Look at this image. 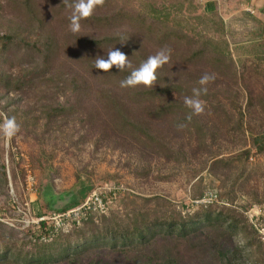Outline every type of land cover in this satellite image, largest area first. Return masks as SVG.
<instances>
[{"label":"rangeland","instance_id":"obj_1","mask_svg":"<svg viewBox=\"0 0 264 264\" xmlns=\"http://www.w3.org/2000/svg\"><path fill=\"white\" fill-rule=\"evenodd\" d=\"M21 1L0 0V46L11 35L31 43L39 37L42 26L27 21ZM63 1L75 0L38 1L41 10L51 9L47 22L65 23L52 12ZM209 2L216 4L215 13L205 12ZM120 11L123 27L91 33L124 35L140 63L170 49L162 71L186 87L182 97L175 94L177 103L201 87V76L214 75L200 96L204 111L184 110L175 122L169 115L170 122L144 109L135 121L150 126L149 138L129 129L117 135L91 128L90 105L80 109L70 75L13 94L0 89V123L15 117L19 124L11 140L0 135V264H25L23 259L38 252L42 236L79 190L78 180L91 188L86 199L109 182L132 190L99 220L115 214L127 223L139 211L185 216L209 206L232 210L240 226L234 243L242 249L234 264H264V152L253 147L264 134V0H110L106 15ZM198 52L203 55L192 59ZM0 67L19 75L28 67L27 50L1 53ZM154 102L155 109L166 103ZM60 106L68 111L55 116ZM209 192H217V202L193 203ZM41 217L48 225L38 229ZM82 223L66 224L61 235L74 239L72 230L82 227L90 237L93 230Z\"/></svg>","mask_w":264,"mask_h":264},{"label":"trees","instance_id":"obj_2","mask_svg":"<svg viewBox=\"0 0 264 264\" xmlns=\"http://www.w3.org/2000/svg\"><path fill=\"white\" fill-rule=\"evenodd\" d=\"M38 1L43 3V0H22L20 4L26 12L27 21L33 20L34 24L39 22L42 26L39 37L31 43L11 35L0 46V54H7L15 48L26 49L28 60V67L21 70L19 75L0 67V89L7 93H18L25 87L64 80L70 75L77 89L75 96L78 106L84 110L90 105L91 128L101 126L117 135L129 129L149 138L150 126L135 121V117L144 109L156 119L166 117V121H170L169 115H174L172 122L181 111L192 112L184 104L174 101L177 100L175 94L182 97L186 93V87L173 82L171 76L163 73L164 66L158 70L156 84L150 88L143 85L121 88L120 81L129 74L128 70L118 72L113 68L103 73L94 68L95 58L106 55L112 48H118L129 56L133 67H138L141 60L137 49L129 44L124 35L96 37L91 33V30L105 29L109 25V28L117 24L123 27L126 19L123 20V11L112 17L106 15L110 0H103L91 17L81 20L80 31L75 34L69 29L75 1H63L59 8H52L56 19L63 18L65 23L61 26L55 25L54 20L46 21L51 9L41 10ZM215 10L214 2L206 5V13H215ZM142 23L144 26L146 19ZM47 24L51 25L49 29L46 28ZM151 26L152 23L148 28ZM202 55V52H198L192 59ZM158 98L166 103L155 109L154 101ZM146 102L150 104L145 105ZM67 111L66 106L53 109L55 116ZM253 147L258 153L264 152V134L254 139ZM249 152L247 150L246 154ZM77 184L80 188L72 193L71 201L63 212L80 206L91 190L81 180ZM46 207L58 212L53 204L46 203ZM235 216L232 210L223 208L216 211L210 206L185 216L180 212L160 215L157 212L139 211L133 218H128L127 223L115 214L103 220L92 215L82 223L93 230L90 237L84 234L82 227L74 228V239L67 234L55 235L48 242L41 243L38 252L32 254L30 259L22 261L25 264H234L242 250L234 243L236 230L240 227Z\"/></svg>","mask_w":264,"mask_h":264},{"label":"clouds","instance_id":"obj_3","mask_svg":"<svg viewBox=\"0 0 264 264\" xmlns=\"http://www.w3.org/2000/svg\"><path fill=\"white\" fill-rule=\"evenodd\" d=\"M103 3V0H75L72 5L69 29L72 33H78L80 21L93 15L95 8ZM170 59V49H161L155 55H150L146 60L133 67L129 56L118 48H112L103 56L95 58L94 68L107 73L115 68L118 72L128 70V75L120 81L121 88H135L143 85L146 88L153 87L158 78V70L161 69ZM215 79L214 75L204 74L198 81L201 86L192 89V96L184 98V104L191 109L193 115H199L204 111V102L200 96L207 92L206 85ZM190 119V117H189ZM19 132V124L15 117H6L0 123V135L5 140H11Z\"/></svg>","mask_w":264,"mask_h":264},{"label":"built area","instance_id":"obj_4","mask_svg":"<svg viewBox=\"0 0 264 264\" xmlns=\"http://www.w3.org/2000/svg\"><path fill=\"white\" fill-rule=\"evenodd\" d=\"M252 13V12H251ZM132 190H129L123 184L109 182L104 186L92 191L89 197L78 207L62 212L54 220L49 234L42 236L43 242H48L53 236L64 231L66 224L80 225L82 222L88 220L92 215L105 216L109 214L112 205L122 195H130ZM217 192H209L205 198L194 201L196 205L205 204L210 205L217 202ZM47 219L44 217L38 218L35 222L38 229H41L43 224L48 225ZM46 229V227H45Z\"/></svg>","mask_w":264,"mask_h":264}]
</instances>
